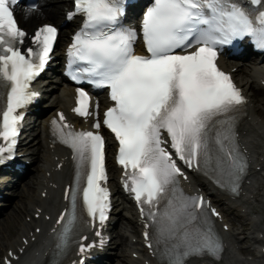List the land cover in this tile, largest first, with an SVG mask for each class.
Listing matches in <instances>:
<instances>
[{"label":"snow or ice","instance_id":"6c2138e0","mask_svg":"<svg viewBox=\"0 0 264 264\" xmlns=\"http://www.w3.org/2000/svg\"><path fill=\"white\" fill-rule=\"evenodd\" d=\"M19 2L0 0V87L8 89L0 111V142L6 144L0 147V163L11 159L23 119L18 109L34 99L30 83L49 63L58 35L55 26L45 25L32 37L36 49L22 51L27 34L14 14ZM73 8L67 18L81 16L83 23L67 50L66 74L78 85L107 89L112 106L101 118L99 105L92 109L88 91L78 87L73 112L94 117L95 131L74 130L63 113L51 121L77 167L76 190L66 193L71 211L57 219L60 238L67 243L77 224L78 194L88 226L102 227L108 219L101 134L107 129L118 143L123 188L151 230L144 233L147 247L161 250L165 264L218 259L223 246L209 217L219 213L203 197L183 194L179 178L187 176L178 162L193 171L210 170L218 183L238 192L247 165L236 146L235 113L246 99L218 67V46L250 39L264 50V0H151L139 29L146 55L135 52L137 30L121 24L127 0H73ZM88 247L81 243L79 252ZM14 255L9 253L4 264H13Z\"/></svg>","mask_w":264,"mask_h":264},{"label":"bare ground","instance_id":"6f19581e","mask_svg":"<svg viewBox=\"0 0 264 264\" xmlns=\"http://www.w3.org/2000/svg\"><path fill=\"white\" fill-rule=\"evenodd\" d=\"M67 2L68 0L66 1L46 0L43 3V0H41L40 7L38 8L40 13L35 12V14H32V15L26 14V16L23 18L21 16L19 17L22 27L25 28L27 31H31L33 30L34 27L36 28L37 26L45 24V23H51V24L56 25L57 19H59L60 21L59 25H61V23L63 22L64 16H65L66 10L63 11V15L61 17H59V13L62 12L61 7L64 8L67 6ZM66 28H67L66 26H63L61 31H65ZM62 35L64 36L65 32H63ZM251 61H253V65L247 62H244L241 64V61L237 60L236 63L233 62L232 65L228 67V69L236 67L237 69V71L235 72L236 81L243 85L246 79L247 87L245 88V90H247L250 95L252 94L251 95L252 100H251L249 109L247 111V116H249V121L245 119L241 123H239V126H238V127L247 128V129H242V131L239 132V137L242 139L243 143L247 145L248 149H250L251 147V143L253 142L252 139L260 136V134L257 132V126L254 125V121H257L258 119L261 120V118L264 119V97H262V95H264V87H260L258 83L256 82L257 78L264 77V71H263L264 60H261L258 56H256L255 59H251L249 62ZM222 66L226 67L224 62H222ZM247 76L248 78H246ZM45 81H46L45 83L40 82L39 85L42 87L44 93L46 92L44 97L47 100H49V97L51 98V101H49L50 102L49 106L52 107V109L50 111L52 112L54 110L61 109V108L65 109L66 99L64 98V95H65L64 93H65V89L67 86L64 83L62 84L59 83V87L56 86L55 91H53V87H51L49 83L51 84L53 83L55 85V81L57 80L49 79V77H47ZM61 85H63V87H61ZM45 87H47L49 91H47ZM69 90L70 89L67 88V91ZM51 91H53L52 94H51ZM47 95H49V97H47ZM43 105L46 106L47 103H44ZM251 105H253V107ZM48 116L49 114L46 115V117ZM33 127H36L35 124L32 125L31 128L28 129V132L31 131V133L35 134L34 132L35 130L33 129ZM43 135L45 134L42 131H39L37 141L33 139V141L36 142L35 145L37 144L41 145V147L37 148V152L34 153L36 155V158L34 159V161L36 162V166H34L36 173L33 174L26 181H21V187H19V184L14 185V187H17V189H19V193L17 194L19 199L17 200V203H15V205L12 206V208L9 210L10 212L7 211V213H5V209L0 210V214L5 213L4 217L0 219V230L3 229L5 225L7 226L5 235L2 237L4 242L2 243L0 239V253H4V255L6 254L7 249H14L15 245L17 244V239H19V237H21L24 234H29V232L32 230L34 226L40 227L44 223L46 226V222H43V221H38L37 223L33 225L23 223L21 221L22 218L25 219V216L26 217L31 216L29 215V211H32L35 206L40 207L43 214L49 215V219L53 216V214H56L59 211L60 207H63V203L61 202V195L55 189L46 190V197L44 201H41L39 197L36 198L34 196L35 191L39 187V179H41L39 178L40 177L39 173L42 171L43 164H46L47 162V149L45 147L49 145V142L44 141ZM33 141H30L29 145H32ZM40 142H42V144H39ZM44 143L46 146L44 145ZM263 147H264V139H261L259 142L258 149L263 148ZM57 151L59 152V154L63 153L61 148H57ZM257 167L260 168L259 171L256 170ZM31 169H33V166L31 167ZM65 173L67 172L65 171L64 174ZM57 175L59 174L53 173L51 175L52 182L57 183L59 181L57 178ZM249 176L252 182L263 180L264 156L259 155L254 158ZM65 179H68V178L65 177L64 180ZM199 185H202L203 187L206 188V183L204 182L199 183ZM245 189L247 190V194L243 195L241 199V203H240L239 210H238V216H237L241 220L240 227L242 228V231L235 234V237H236L235 241L229 243L228 249L226 253L224 254L220 264L235 263V259H233V257H235V253H233V251H235V248H236L235 246L237 242L240 244L239 238L237 236L240 234H244L246 232L247 223L245 221H246V218L248 217L247 216L248 212L253 205L254 196L259 194V187H255L251 182L247 183ZM115 203H116V206L112 213L114 220L117 218V214L121 209V205H120L121 202L119 203V201L117 200L115 201ZM31 204H32V207L29 210V207L31 206ZM0 205L3 206L4 203L0 202ZM9 206H11V204ZM226 206H228L227 203H226ZM243 209H245V211ZM13 221H16V222L15 224L12 225ZM132 221H133V218H128L126 219L125 222H123V225H126L128 223L131 224ZM222 223H226V220H223ZM114 227H115V223L109 226V231H113ZM220 227H221V224H220ZM123 229H127V228H123ZM43 231L44 233L41 235L40 234L34 235V237L38 238L37 249L35 251L29 252V254L23 259L21 264H42L43 263V259H44L43 256L47 255L46 252H48L50 247L52 246V240L49 238V236H46L47 229H43ZM232 231H233V228H232ZM237 231H239V228H237ZM229 247H232V248L229 249ZM37 252L40 255V262L36 261V259L38 258V256L36 255ZM141 252H143V256L140 262L133 263L134 258L132 259V256H129L128 258H126V260L129 262L128 264H148L147 262L148 258H147L146 251L142 250ZM0 264H2V258L0 259ZM152 264H156V263L154 262Z\"/></svg>","mask_w":264,"mask_h":264},{"label":"rangeland","instance_id":"374dc122","mask_svg":"<svg viewBox=\"0 0 264 264\" xmlns=\"http://www.w3.org/2000/svg\"><path fill=\"white\" fill-rule=\"evenodd\" d=\"M262 97H264V95H262ZM15 222H16V221H13V222H12V225H13Z\"/></svg>","mask_w":264,"mask_h":264}]
</instances>
